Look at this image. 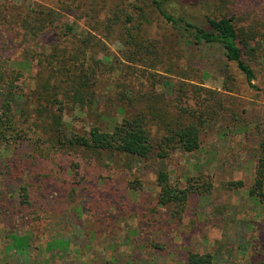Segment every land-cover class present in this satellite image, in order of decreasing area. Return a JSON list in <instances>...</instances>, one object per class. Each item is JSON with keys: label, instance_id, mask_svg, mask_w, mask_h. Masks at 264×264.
I'll use <instances>...</instances> for the list:
<instances>
[{"label": "trees", "instance_id": "obj_1", "mask_svg": "<svg viewBox=\"0 0 264 264\" xmlns=\"http://www.w3.org/2000/svg\"><path fill=\"white\" fill-rule=\"evenodd\" d=\"M169 3L170 0H117L114 6L108 8L104 19L98 20L97 16H91L93 26H90L101 32H115L122 46L131 48L129 53L133 56L127 57V52L126 59L146 63L154 58L150 66L156 67L170 60L163 57L165 48H161L156 39L151 37L150 29L147 30L155 16H158L187 46L220 49L226 62L233 63L243 76L245 85L257 92L262 91L260 86L252 82L257 79V73L250 65L251 61L259 58L264 64V13H261V8L258 10L257 6L249 4L242 9L236 1L232 9L227 4L226 9H230L227 12L219 10L201 19L187 13L175 15L167 10ZM39 13L44 20L40 19L38 32L52 28L57 38L47 52L38 55L33 88L21 86L22 74L11 67L6 48L0 43V174L4 177L0 180V225L5 236L13 240L17 252L24 253L37 236L31 235L29 230L23 232L21 226L13 228V225H9L10 220L13 217L29 220L24 212H37L42 206L40 202L44 195L51 194V209H46L51 211V218L61 216L71 220V217L81 213L92 212L86 200L99 202V196L89 191L94 186L87 188L83 184L85 178L79 171V160L82 159L107 169L120 165L127 170L131 169L134 162H156V167L150 170L155 174L159 188L157 204L166 208L171 221H182L190 196L210 194L213 184L210 175L205 174L193 180L187 178L183 186L173 184L163 161L175 150L197 151L207 124L220 112L227 111L226 107L230 108L234 132L241 130L251 147H254V182L248 195L264 202L263 120L253 122L244 119L247 108L240 107L241 103L228 94H220L212 105L207 98L202 99L197 106L186 104L184 99L187 98L188 88L183 83L179 90L177 88L180 98H170L171 91L156 92L142 87L139 90L131 88L119 91L115 99L119 101L116 105L120 116H108L101 109L103 95L97 94L96 86L103 73L113 70V66L111 62L105 64L96 57L95 48L100 46L98 39L91 32L77 34L74 24L62 22L54 16L55 10L45 9ZM85 16L88 18L89 14ZM238 16L249 23L237 24ZM26 17L29 16L26 14L22 23L28 29L30 20ZM225 75L231 78L228 70ZM225 89L231 91L232 87L225 86ZM129 108L134 110L129 111ZM68 109L81 111L86 124L76 127L66 121L64 113ZM11 143L14 144L12 149ZM62 163L70 178L56 173H61ZM43 167L48 168V173L41 172ZM26 172L38 180L24 183ZM36 184H39L38 188L33 187ZM233 184L240 185L241 181ZM54 186L56 190H53ZM128 186L132 190L141 187L134 179L128 181ZM8 190L14 194L13 204L17 210L11 206V199L6 197ZM80 191L87 193L86 200L79 197ZM73 203L77 204L76 211L69 212L68 205ZM96 210L105 216L104 209ZM13 213L16 215L13 216ZM30 220L29 224L28 221L22 224L38 223L41 217L35 215ZM59 234V237L55 236V232L51 234L47 241L51 248H66L70 244V234ZM237 239L243 254L245 241L242 236ZM235 241V237H223L214 241L210 251H189L185 264H226L227 261H233L235 256L231 250ZM138 243L145 246L149 244L147 241ZM152 245L156 250L163 248L158 242ZM66 261L63 264H68ZM145 264L155 263L149 260Z\"/></svg>", "mask_w": 264, "mask_h": 264}, {"label": "rangeland", "instance_id": "obj_2", "mask_svg": "<svg viewBox=\"0 0 264 264\" xmlns=\"http://www.w3.org/2000/svg\"><path fill=\"white\" fill-rule=\"evenodd\" d=\"M115 1L117 2L0 0V43L6 48L11 67L22 74L21 86L34 87L38 55L47 52L50 44L57 38L52 28L38 32L39 21L43 19L39 11L51 9L56 11L54 16L62 22L74 24L77 34H94L100 42V46L95 48L96 57L105 64L111 62L113 70L104 72L96 86L97 94L103 95L101 109L106 115H118L116 104H119V101L115 96L119 91L124 92L131 88L139 90L142 87L156 92L171 91L170 98H180L177 92L183 83L188 88L187 98L184 99L186 104L197 106L202 99L207 98L212 105L220 94H228L241 103L240 107L247 108L244 119L253 122L264 121L262 58L250 62L257 73V79L252 82L262 88V91L257 92L245 85L243 76L233 63L226 62L220 49L187 46L160 17L155 16L147 30L150 29L151 37L156 39L161 48H165L163 57L170 60L156 67L150 66L154 58L146 63L138 60L132 62L125 58L127 52V57L133 56L129 53L131 48L123 47L115 32H101L90 26H93L90 17L95 15L98 20L104 19L108 8L114 6ZM236 1L241 4L242 9L253 4L264 13V0H170L167 10L175 15L187 13L203 19L208 13H217L219 10L227 12L230 10L226 9L227 4L231 5L232 9ZM26 14L29 16L26 19L30 20L28 29L22 23ZM85 14H89L88 18ZM236 21L237 24L249 23L242 16H238ZM74 38L72 37V40ZM226 70L230 79L226 78ZM225 86H231L232 90H226ZM226 108L227 111L220 112L219 116L207 124L197 151L175 150L163 161L173 184L183 186L187 178L193 180L202 174L210 175L213 184L210 194L190 196L182 221H171L167 217L166 208L157 204L159 188L155 174L150 170L156 167V162H134L131 169L127 170L120 165L107 169L105 166L77 159L80 164L79 171L85 178L83 184L87 188L94 186L89 191L99 196V202L94 203L86 200L87 193L79 192V197L90 203L88 209L92 212L81 213L71 217V220L61 216L51 218V211L46 210L51 209V194L44 195V200L42 197L40 202L42 206L37 212H24L30 219L35 215L41 217L38 223L22 224L23 221H28L29 224L31 220H24L19 216L20 220L16 217L10 220L9 225H13V228L21 226L23 232L29 230L31 235L37 236L33 245L24 253L15 250L13 240L5 236L0 225V262L63 264L68 260V264H145L150 260L155 264H185L189 251L207 252L213 248L215 240L235 237L236 241L231 250L235 257L226 264H264V202L248 195V190L254 182V147H251L245 138V133L241 130L234 132L230 122V108ZM132 110L134 109L129 108V111ZM64 118L76 127L86 124L84 115L78 109L66 110ZM13 146L11 143L10 149ZM60 166L61 173H56L70 178L63 163ZM41 172L48 173V168L43 167ZM32 177V174L24 173V183L38 180ZM2 179L4 177L0 174V180ZM133 179L141 185L137 190L128 186V181ZM237 181H241V184L234 185ZM34 186L38 188L39 184ZM29 188L31 189V185ZM53 190H56L55 186ZM12 195L14 194L8 190L6 197L11 199V206L17 210ZM34 197L39 198L36 195ZM76 207V203L69 204V212L76 211ZM99 208L105 210V216H101L100 211L96 210ZM44 210L46 211L42 213ZM14 215L16 213H13ZM54 232L56 237L60 236V232L70 234V244L66 248H51L47 241ZM241 236L245 241L243 254L237 239H241ZM146 241L149 242L147 246L138 243ZM155 242L163 245V248L156 250L152 245Z\"/></svg>", "mask_w": 264, "mask_h": 264}]
</instances>
